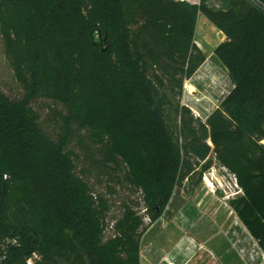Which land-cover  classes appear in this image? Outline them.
I'll use <instances>...</instances> for the list:
<instances>
[{"label": "trees", "instance_id": "1", "mask_svg": "<svg viewBox=\"0 0 264 264\" xmlns=\"http://www.w3.org/2000/svg\"><path fill=\"white\" fill-rule=\"evenodd\" d=\"M262 6L0 0L23 91L0 88V264L33 253V264H140L145 218L157 221L211 154L236 178L233 207L264 247ZM201 16L226 36L216 53L233 86L204 121L181 102L206 59ZM122 189L138 196L117 198Z\"/></svg>", "mask_w": 264, "mask_h": 264}, {"label": "rangeland", "instance_id": "2", "mask_svg": "<svg viewBox=\"0 0 264 264\" xmlns=\"http://www.w3.org/2000/svg\"><path fill=\"white\" fill-rule=\"evenodd\" d=\"M195 36L206 59L192 79L185 82L181 102L204 121L233 86L216 53L226 40L224 33L201 16ZM0 88L13 97H20L23 92L8 64L1 35ZM207 164L202 173L199 169L176 187L157 221L149 223L145 218L148 227L141 239L140 264H264V247L233 207L244 195L242 189L234 175L218 164L214 154ZM131 195L138 196L122 189L117 198ZM118 213L116 202L112 214ZM186 231L195 248L191 253L190 245L178 248Z\"/></svg>", "mask_w": 264, "mask_h": 264}, {"label": "bare ground", "instance_id": "3", "mask_svg": "<svg viewBox=\"0 0 264 264\" xmlns=\"http://www.w3.org/2000/svg\"><path fill=\"white\" fill-rule=\"evenodd\" d=\"M206 182H207L208 185H210V180H209V178H206ZM185 237H186V238L183 239V240L180 242L178 248H184L185 245H190L188 251L191 253L192 250H194L195 248H194V244L191 242L192 239L189 240V238H187V237H190V234H189L187 231H186V235H185Z\"/></svg>", "mask_w": 264, "mask_h": 264}, {"label": "built area", "instance_id": "4", "mask_svg": "<svg viewBox=\"0 0 264 264\" xmlns=\"http://www.w3.org/2000/svg\"><path fill=\"white\" fill-rule=\"evenodd\" d=\"M176 1H187L193 5H197V6H200L201 5V2L202 0H176ZM258 3V2H257ZM259 4V3H258ZM260 5V4H259ZM261 6V5H260ZM263 9H264V6H262ZM236 179V178H235ZM16 241H13V244H15ZM38 255L36 253H33V255L27 260V263L28 264H33L35 258H37Z\"/></svg>", "mask_w": 264, "mask_h": 264}]
</instances>
